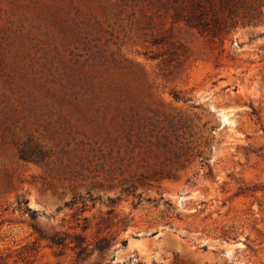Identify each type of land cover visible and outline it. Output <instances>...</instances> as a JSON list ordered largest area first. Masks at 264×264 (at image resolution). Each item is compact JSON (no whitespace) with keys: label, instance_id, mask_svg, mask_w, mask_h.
<instances>
[{"label":"rangeland","instance_id":"obj_1","mask_svg":"<svg viewBox=\"0 0 264 264\" xmlns=\"http://www.w3.org/2000/svg\"><path fill=\"white\" fill-rule=\"evenodd\" d=\"M182 1L0 0L7 264H264V0Z\"/></svg>","mask_w":264,"mask_h":264},{"label":"trees","instance_id":"obj_2","mask_svg":"<svg viewBox=\"0 0 264 264\" xmlns=\"http://www.w3.org/2000/svg\"><path fill=\"white\" fill-rule=\"evenodd\" d=\"M210 11H213L212 17H210ZM218 9H216L215 0H183L181 5L174 7V16L177 19H183L188 25L201 32H206L216 37L220 33V23L215 17ZM86 229V225L82 226V230ZM39 235L41 238H46L52 246L59 247L63 249L69 243H72L71 247L75 250L77 259L85 257L88 251L89 243L86 242L85 236L81 234H74L70 241H67V234L54 233L52 235H43L39 230ZM107 245V239L101 238L97 244L96 248L102 250ZM7 254L4 258L0 257L2 260L0 264H7Z\"/></svg>","mask_w":264,"mask_h":264},{"label":"bare ground","instance_id":"obj_3","mask_svg":"<svg viewBox=\"0 0 264 264\" xmlns=\"http://www.w3.org/2000/svg\"><path fill=\"white\" fill-rule=\"evenodd\" d=\"M225 118H226V116H225V115H223V120H225Z\"/></svg>","mask_w":264,"mask_h":264}]
</instances>
